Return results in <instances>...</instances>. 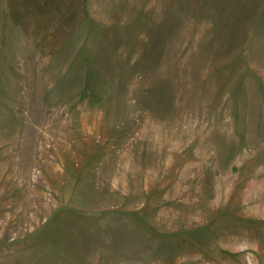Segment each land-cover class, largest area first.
Here are the masks:
<instances>
[{
	"label": "rangeland",
	"instance_id": "obj_1",
	"mask_svg": "<svg viewBox=\"0 0 264 264\" xmlns=\"http://www.w3.org/2000/svg\"><path fill=\"white\" fill-rule=\"evenodd\" d=\"M0 264H264V0H0Z\"/></svg>",
	"mask_w": 264,
	"mask_h": 264
}]
</instances>
